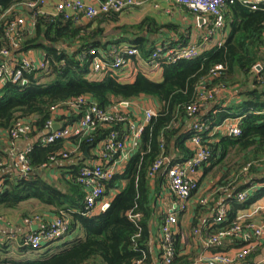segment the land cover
Instances as JSON below:
<instances>
[{
	"label": "trees",
	"instance_id": "16d2710c",
	"mask_svg": "<svg viewBox=\"0 0 264 264\" xmlns=\"http://www.w3.org/2000/svg\"><path fill=\"white\" fill-rule=\"evenodd\" d=\"M26 1L36 0H0V12ZM224 12L230 33L221 46L205 50L193 60L164 63L161 82L139 71L132 83L119 81L112 72L101 81L89 80V63L80 60V55L90 49L108 53L112 45L129 40L138 47L142 59L148 61L154 51L166 46L159 45L152 36L172 30L171 25L160 24L147 16L138 24H125L106 31V26L122 13L100 14L88 22L76 23L60 16L29 12L36 15L35 27L21 37L16 53L44 52L49 72L32 74L25 85L8 82L0 91V134H9L18 121L26 120L33 128L29 136L36 140L27 155L31 166L29 177L16 173L4 180L0 211L33 202V212L29 215V211H25L23 217L38 215L44 220V214L36 210L50 207L51 214L69 219L70 230L60 239V244L55 242L38 250L17 241L0 242V264H162L161 256L154 263L149 242L155 218L154 200L164 178L158 175L153 189L150 170L161 154L170 157L175 154V161L192 155L187 141L195 131L192 126L186 128L193 120L187 108L192 104L201 105L203 96L215 89L227 92L235 88L242 100L226 106L227 93L214 92L200 108L197 118L209 125V129L200 133L202 143L212 152L211 165L206 172L213 171L221 177L215 187L199 199L192 225L198 226V215L212 210L221 193L230 192L231 205L226 221L209 222L210 237L235 226L239 209L249 208L264 196V11L252 10L236 1L227 3ZM4 28L5 23L0 27V48H12L4 38ZM258 63L263 66L260 73L254 69ZM220 65L222 69L216 71ZM78 96H88L103 109L142 97H151L160 104L157 115L144 128L140 148L133 153L124 171L111 181L101 182L106 198H111L113 191L119 192L110 207L95 216L87 215L85 187L78 181L79 169L71 173V178L63 177L61 185L40 173L53 156L65 150L68 142L84 153L87 147L97 146L112 131H119L121 135L128 132L123 122L115 121L110 127L98 125L89 134L61 139L47 147L39 145L37 139L46 132L52 108ZM237 117H241L239 136L209 135L214 126ZM79 118V114L73 113L59 117V121L69 125ZM2 155L8 156L1 151L0 161ZM58 160L65 159L58 156ZM83 165L82 160L79 167ZM200 182L192 197L198 193ZM246 190L251 191L248 198L243 203L238 202L236 194ZM205 198L208 201L203 203ZM136 215L140 217L134 218ZM67 236L74 239L65 240ZM173 238L175 254L171 264H190L191 257L182 254L180 234L175 232ZM235 240L242 247L247 244L241 239ZM254 252L242 260L253 262Z\"/></svg>",
	"mask_w": 264,
	"mask_h": 264
},
{
	"label": "built area",
	"instance_id": "2783aa9c",
	"mask_svg": "<svg viewBox=\"0 0 264 264\" xmlns=\"http://www.w3.org/2000/svg\"><path fill=\"white\" fill-rule=\"evenodd\" d=\"M36 0L26 1L12 6L5 12H0V27L5 23L4 38L10 42L12 48H0V91L8 83L25 85L30 82L29 77L38 72H49L48 61L43 57H38L33 52L16 53L20 48L21 37L35 27L36 15H23L21 11H37L52 17H63L76 23L85 20H92L100 14L124 13L130 9L139 7L148 0ZM191 10L197 21H203L207 27V33L202 37L201 43L190 42L189 44H179L177 46H165L154 51L148 65L152 68H162L163 64L182 60H193L200 57L211 42V37L225 27L226 19L224 7L227 3L241 2L252 10L264 11V0H175ZM50 5V6H49ZM35 13V12H34ZM220 46L222 43L219 44ZM80 60L89 63L87 78L91 81H101L109 72L116 73L121 79L126 76V68L133 59L143 60L138 47L130 42H121L112 45L108 53L90 49L83 52ZM84 62V63H85ZM222 69L217 66L216 71ZM257 73L263 71V66L258 63L254 66ZM223 94V89H215L209 95H204L203 103L192 104L187 108L188 116L192 120L194 135L189 139L192 155L181 161H175L170 156L161 154L154 162L150 177L154 180L158 175H163L169 188L174 193L176 200L166 212L164 223L161 226L160 238V258L162 264H171L175 254L174 234L180 213L185 212L189 207L193 191L198 187L199 170L210 162L212 152L202 143L200 133L209 129V125L197 118L200 108L205 102L213 97V93ZM73 113L80 115V118L69 125L59 121V117H69ZM142 113V116H141ZM158 110L153 107L139 105L137 100L121 101L108 109L100 108L88 96H78L67 101L60 106L52 108V116L46 124V132L40 135L37 143L43 147L71 137L82 136L91 133L98 125L112 126L115 121L123 122L128 127L127 134L121 135L119 131H112L96 148V158L87 161L78 172V181L85 187V204L88 216H95L100 212H105L110 207L111 200L106 198L105 187L101 182L111 181L117 173L126 168L131 156L140 148V141L145 126L152 117L156 116ZM241 117L227 118L221 124L212 128L209 135L214 136L218 131H223L224 135L237 137L242 133L240 127ZM55 124H60L58 130H54ZM33 128L29 121L20 120L9 132L12 144L21 138L32 133ZM33 147L15 153L14 167L23 177H29L31 172L28 153ZM75 150H63L51 158V162L56 161L58 156L69 159ZM0 161V168L3 166ZM125 167V168H124ZM249 168V167H247ZM4 181L0 180V190ZM255 189V187H251ZM249 190L236 194L238 202H245L249 195ZM207 198L202 202L206 203ZM258 203L253 202L252 208ZM230 209L229 203L222 204L216 211L214 221L224 222L227 219V212ZM243 211V210H242ZM238 213H241L239 209ZM140 215L134 216L139 218ZM246 215H238V223L227 229L221 230L215 236L209 237L206 241L208 246L214 247L223 239H241L247 244L238 251L236 256L224 253H216L210 259L214 264H232L238 259H244L252 252L256 251L264 237V217L260 223L248 222L244 225L243 220ZM38 215L25 218V223L32 226L41 222ZM70 221L68 218L56 217L52 222H48L38 230L31 231L23 238L18 239L16 235L9 236L11 241H17L25 247L31 249H43L49 244L60 240L69 232ZM203 260L196 264H203ZM245 264H264V258Z\"/></svg>",
	"mask_w": 264,
	"mask_h": 264
},
{
	"label": "crops",
	"instance_id": "0c3cea01",
	"mask_svg": "<svg viewBox=\"0 0 264 264\" xmlns=\"http://www.w3.org/2000/svg\"><path fill=\"white\" fill-rule=\"evenodd\" d=\"M89 1H97V0H89ZM49 2L54 3V0H50ZM158 3V4H157ZM159 5V6H158ZM50 6V5H49ZM23 15L29 16L28 11H21ZM152 17L160 24L171 25L172 30L168 29L164 31L162 34H155L152 36L153 39L159 42V45L165 44L166 46L173 45L177 46L179 44H184L185 41L187 43L190 42H199L201 43L202 34L207 33L208 27L203 21H197L195 14L189 10L184 5L177 3L175 0H149L143 8L138 7L137 9H130L118 16L115 22H110L106 26V31L111 30L116 26L122 25H135L140 23L145 17ZM89 20H85L83 22H88ZM230 33V26L225 24V27L218 31L211 37V42L207 45L206 50H211L215 47L220 46V43H224L227 39V36ZM202 36V37H201ZM132 40L131 38H129ZM125 42L132 41L125 40ZM33 52L38 57H43L44 52L42 51H28ZM141 71L147 74L152 80L161 82L163 80L162 77V68H152L148 65L147 60H139L133 59L130 65L126 68V76L123 78H119V81L124 83H132L134 82L137 73ZM226 95V99L224 100V104L226 106L231 105L234 102H240L242 100L241 96L236 93L234 94L232 90H228ZM137 103L141 106L142 104L148 107H153L159 111L160 104L151 97H142L136 99ZM142 116V113H141ZM192 121L188 122L186 128H191ZM185 128V129H186ZM216 135H224L223 131H218ZM213 136V137H214ZM212 137V136H211ZM36 140L31 138L30 136L21 138L20 140L15 142V145L12 144L10 135L8 133L0 134V150L2 153L8 155L5 157L2 155L3 166L0 168V180H6L8 177H12L15 175L17 170L14 167V158L15 153L19 151L26 150L28 148L34 147V143ZM189 147L191 144L189 140L187 141ZM77 149L76 154H74L71 158L65 160H58L55 162H51L49 165L43 167V170L40 171L43 177L52 180L54 183L61 185L60 181L63 177L71 178L72 174L75 171L78 172L80 169V164L83 160V164H86L87 161L96 158V148L95 146H89L88 153H86V149L84 153L78 150V146L73 145L71 142L66 143L65 150H75ZM0 151V152H1ZM85 157V158H83ZM175 154H172L171 158L173 160ZM210 163L203 166L199 170V180L200 189L198 193H196L189 201V207L185 212L180 213L178 217V223L175 227L176 233L180 234L181 237V249L183 255H189L191 257L192 262L190 264H196L199 261L203 260V264H214L210 262V259L216 253H224L230 256H236L238 251H240L241 247L235 239H223L219 244L214 247L208 246L206 241L209 239V231L211 228H208L209 222L214 219L217 209L224 203H229L231 205L230 200V192L221 193V196L214 202V206L212 210L207 213H202L199 216V224L196 228L193 227V219L196 216V207L199 204V199L204 195L208 194V192L215 187L218 183V180L221 177V174H215L213 171L206 172V169L210 167ZM127 166V165H126ZM79 167V168H78ZM125 168V167H124ZM122 169L120 172H123ZM65 175V176H64ZM164 178V177H163ZM156 179L152 180L151 185L152 188L155 189ZM159 181V180H158ZM125 183V182H124ZM256 188V187H255ZM119 190L116 192H112L113 199L114 195L117 194ZM225 192V191H224ZM249 192H251L249 190ZM108 199V197H107ZM176 197L174 193L169 188L165 178L161 181L160 191H157L154 207H155V218L152 221V237L150 239V251L153 258L154 263L159 261L160 257V238H161V226L164 223L166 212L175 202ZM258 203L255 207L252 208L250 205L249 208L241 209V213L238 215H246V218L243 220L244 222H254L260 223L264 217V196L255 201ZM33 202L24 203L21 207L17 209H5L0 211V242L6 243L9 236L16 235L18 239L23 238L26 234L34 231L33 227L40 229L48 222H52L55 218V214H51L50 207H40L36 211L44 214V220L41 222H37L34 225L30 226L25 223V217H23V213L25 211H29V215L34 210ZM217 208V209H216ZM243 210V211H242ZM101 212L98 210L97 215ZM74 237L67 236L65 240H73ZM64 240V241H65ZM19 241V242H20ZM241 241V240H239ZM261 243L256 249V251L252 254L253 260H260L264 258V237L261 238ZM18 242V243H19ZM251 260V261H253ZM250 261V260H249ZM248 261H243L242 259H238L232 264H245Z\"/></svg>",
	"mask_w": 264,
	"mask_h": 264
},
{
	"label": "rangeland",
	"instance_id": "374dc122",
	"mask_svg": "<svg viewBox=\"0 0 264 264\" xmlns=\"http://www.w3.org/2000/svg\"><path fill=\"white\" fill-rule=\"evenodd\" d=\"M147 3H149V0L148 1H146V3L145 4H143V5H141V6H139V7H141V8H143ZM158 4V3H157ZM159 6V5H158ZM138 7H136V9H137ZM133 9H135V8H133ZM196 16V15H195ZM205 35V33H203L202 34V36H204ZM235 88H233V89H231L232 90V92L234 93V94H236V93H239V91H236V90H234ZM241 89H243V87H241ZM230 90V91H231ZM60 240H56V242L58 243V244H60V242H59Z\"/></svg>",
	"mask_w": 264,
	"mask_h": 264
},
{
	"label": "water",
	"instance_id": "95a60500",
	"mask_svg": "<svg viewBox=\"0 0 264 264\" xmlns=\"http://www.w3.org/2000/svg\"><path fill=\"white\" fill-rule=\"evenodd\" d=\"M60 127H61L60 124H55L54 127H53V129H54V130H58V129H60ZM88 148H89V147L86 148V153H88ZM33 228H34V230L37 229L36 227H33Z\"/></svg>",
	"mask_w": 264,
	"mask_h": 264
},
{
	"label": "bare ground",
	"instance_id": "6f19581e",
	"mask_svg": "<svg viewBox=\"0 0 264 264\" xmlns=\"http://www.w3.org/2000/svg\"><path fill=\"white\" fill-rule=\"evenodd\" d=\"M22 245V244H21Z\"/></svg>",
	"mask_w": 264,
	"mask_h": 264
}]
</instances>
